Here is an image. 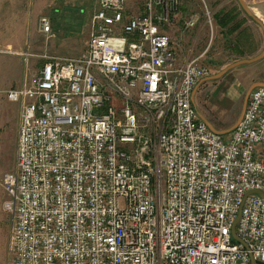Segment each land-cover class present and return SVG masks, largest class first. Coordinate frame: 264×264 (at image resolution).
<instances>
[{
    "label": "built area",
    "instance_id": "obj_1",
    "mask_svg": "<svg viewBox=\"0 0 264 264\" xmlns=\"http://www.w3.org/2000/svg\"><path fill=\"white\" fill-rule=\"evenodd\" d=\"M178 4L142 0L123 20L126 0H93L78 55L34 68L22 52L4 91L17 102L6 264H264V86L232 129L211 130L193 103L207 46L174 64L159 29ZM252 189L263 196L241 201Z\"/></svg>",
    "mask_w": 264,
    "mask_h": 264
},
{
    "label": "rangeland",
    "instance_id": "obj_2",
    "mask_svg": "<svg viewBox=\"0 0 264 264\" xmlns=\"http://www.w3.org/2000/svg\"><path fill=\"white\" fill-rule=\"evenodd\" d=\"M17 2L19 0H16ZM24 3H31L34 8L32 12L34 16L29 23V33L23 39H26L29 50L32 52L27 59L28 64L36 61L38 52L45 49L48 53L57 54L60 56H75L84 50L85 42L88 38V23L89 18L87 10L91 6L92 11L93 0H23ZM85 2V13L79 11V8L66 5L56 14L51 12L52 8H61L65 3L71 2ZM243 1V0H242ZM141 0H127L129 7L140 4ZM189 2L185 16H196L195 23L191 28L184 30L187 36V46L190 42L193 45V51H201L207 46L201 61L210 67V74L216 72L227 63L239 57H248L257 53L263 42V33L260 32L259 25L256 24L252 18L241 8L237 0H187ZM245 4V2L243 1ZM246 5V4H245ZM88 7V8H86ZM211 12V26L204 22V10ZM30 8L26 10V16ZM230 10L233 17L228 19L227 24L234 23L237 17L250 20L249 24L243 23L242 29L231 32L230 34H221V30L226 27L220 26L216 23L215 14L218 12ZM64 11V12H62ZM73 14V12H76ZM80 13H79V12ZM63 14H62V13ZM89 12V16H90ZM57 17H53L55 15ZM238 14V15H237ZM242 14V15H241ZM39 16H45L49 20V31H40L38 29ZM53 17V19H52ZM75 19L81 21V26H77ZM240 23V21H239ZM28 24V21H27ZM254 30L251 28L253 25ZM162 25V24H161ZM167 27L162 25L161 27ZM179 27L181 25L179 24ZM221 28V29H220ZM256 28V29H255ZM238 35V36H237ZM238 37V45L242 49L239 54L235 50V43L233 38ZM6 38H0V49L6 47L2 46L7 43ZM5 41V42H4ZM13 47V45H10ZM15 47V46H14ZM8 49V48H6ZM38 53V54H36ZM264 56V55H263ZM263 56L257 60L241 63L232 68H229L217 78L201 81L194 88L193 103L197 111L206 118L213 119L222 124L221 127L228 126L236 118L243 93L248 86L247 82L241 85L243 76L254 75L264 77V58ZM26 59V60H27ZM22 67V59L20 53H12L4 50L0 51V178L2 173L9 170L13 164L14 141L17 118V105L15 101H10L5 96V89L14 86L16 77L19 78ZM240 83L238 89L234 87ZM232 88L235 89L234 93ZM227 89H230L227 92ZM5 193L0 184V263L6 264L7 261V233H8V218L6 212L2 209V200ZM2 258V259H1Z\"/></svg>",
    "mask_w": 264,
    "mask_h": 264
},
{
    "label": "crops",
    "instance_id": "obj_3",
    "mask_svg": "<svg viewBox=\"0 0 264 264\" xmlns=\"http://www.w3.org/2000/svg\"><path fill=\"white\" fill-rule=\"evenodd\" d=\"M70 1H74V0H70ZM185 1H187V0H179V4H178L177 9L169 14V19L166 22L161 23L162 25H164V24L167 25V27H164V26L161 27L162 26L161 24L159 26L160 31L164 32L169 37L170 47L172 48V50L174 52V64H180L183 60H185L188 57H191V56L195 55L198 52V51H193L194 49H193V45H192L191 42L187 46H185V44L187 42V36L184 34V30L191 28V27H183V21H184L185 18L188 17V15L185 16L184 13L187 10H189V8L187 7L189 2H185ZM243 1L245 2L246 6L249 8V10L257 18L260 19L261 23L264 26V0H243ZM83 3H85V2L82 1V2H79V3H77V2L65 3V4H63L61 6L60 9L58 7L57 8H52L51 12L56 14L57 11H60L63 8H65L66 5H69V6H72V7L79 8L80 9L79 11H83L85 13L86 9H85V4H83ZM141 3H142V0H141L140 4L138 3V4H136V5L132 6V7H129V5L127 4V0H126V7H125V9L123 11V20H125L126 17L129 14H131L132 11L140 9L141 8ZM28 8H30V10L28 11V14L26 16V10ZM86 8H88V7H86ZM90 8H91V6L87 10L88 18L90 17L89 16V12H91ZM32 9H34V8L31 6V3L30 4L24 3L23 0H19L18 2L16 0H0V38H6L4 40H7V43L3 44L2 46L8 48L9 52L20 53L21 54V59H22V52L25 49L30 54L32 53L29 50L28 43L26 42V39H23V38H25L27 36V34L30 31L29 23H30V21L32 20V18L34 16V13L32 12ZM62 12H64V11H62ZM76 13H77V11L73 12V14H76ZM57 16H59V15L57 14V15H55L53 17H57ZM242 16L237 17V20H233L234 23L238 22V25H236L234 27V29H232L231 32L239 31L238 29H242V27H243L242 24L244 22L247 23V24L250 23L249 22L250 20H248V19L249 18L251 19V17L248 16L249 18L247 17V19H245ZM53 17H52V19H53ZM56 19L59 20L58 17ZM85 20H86V13H85ZM27 21H28V24H27ZM71 21L72 22L75 21V23L77 25L75 27L79 28L81 26V21H77L75 19H70L69 22H71ZM239 21H240V23H239ZM179 24L181 25V27H179ZM256 24L259 25L260 32L263 33V29H262L261 25L258 22H256ZM89 25H90V23H88V34H89ZM228 25L229 24H227L226 27L223 28V31L221 30V34H230L231 33V32H228L227 29H226ZM254 27H256L255 24H254V26L251 25V28L253 30H254ZM38 29L40 31H43V30L40 29L39 21H38ZM233 41L235 43V50L237 51V53L241 54L242 53V49L238 45V42H239L238 37L233 38ZM11 44L13 45V47L10 46ZM85 47H86V42H85ZM38 53L39 54H46V55L53 54V53H48L45 49H43L42 51H40ZM38 53H36V54H38ZM36 57H37L36 61H34V63L33 62L31 63L32 64V65H30L31 67L32 66L34 68L38 67L40 65L41 61L43 60V58L42 57H38V55ZM263 58H264V56H263ZM23 65H24V59H22V67H21L19 78L16 77V79L14 81L15 82L14 86L18 85L21 82V80H22ZM243 77L244 78L240 82L241 85L244 82H247V84H248L252 80H264V77H259V76L256 77L253 74L252 75L243 76ZM240 83H238V85L235 86L234 88L238 89ZM234 88H232L233 93L235 91ZM229 90L230 89H227V92ZM206 119L213 126H215L217 128H221L222 124L220 122L218 123V121L213 120V119H209V118H206Z\"/></svg>",
    "mask_w": 264,
    "mask_h": 264
},
{
    "label": "water",
    "instance_id": "obj_4",
    "mask_svg": "<svg viewBox=\"0 0 264 264\" xmlns=\"http://www.w3.org/2000/svg\"><path fill=\"white\" fill-rule=\"evenodd\" d=\"M238 3L240 4L241 8L245 11V13L250 16L253 20H255L256 22H258L262 29H263V42H262V46L260 48V50L251 55V56H248V57H239L235 60H232L231 62L227 63L226 65H224L222 68H220L219 70H217L216 72L214 73H211V74H208L202 78H200L198 80V82L195 84L194 88L197 86V84H199L201 81H204V80H209V79H213V78H217L219 77L221 74H223L225 71H227L229 68H232L238 64H241V63H246V62H251V61H254V60H257L259 58H261L263 55H264V26L263 24L261 23L260 19L257 18L250 10L249 8L243 3L242 0H237ZM256 85H263L264 86V80H252L248 86L246 87L244 93H243V97H242V101H241V105H240V109H239V112L236 116V118L234 119V121L229 124L228 126H225V127H221V128H217L215 126H213L205 117L202 116L203 118V121L207 124V126L215 131V132H218V133H226L228 132L230 129H232L236 124L237 122L239 121L242 113H243V110H244V107H245V103H246V99H247V95H248V92L249 90L253 87V86H256ZM194 88H193V91H194ZM250 192H256L257 194L263 196L262 192L257 190V189H252V190H248L246 191L242 198H241V201L242 199L244 198V196ZM241 201L239 203V206H238V211H237V214L233 220V223L236 221L237 217H238V214H239V208H240V204H241ZM231 235L234 239H237L239 240V237L235 234L234 230H233V227L231 226ZM250 264H254V261L252 258H250Z\"/></svg>",
    "mask_w": 264,
    "mask_h": 264
},
{
    "label": "trees",
    "instance_id": "obj_5",
    "mask_svg": "<svg viewBox=\"0 0 264 264\" xmlns=\"http://www.w3.org/2000/svg\"><path fill=\"white\" fill-rule=\"evenodd\" d=\"M233 17V13H231V11L230 10H225V11H223V12H218L217 14H215V20H216V23L218 24V25H220V26H224L225 24H227V21H228V19H231ZM236 25H238V22L236 23H232V25L231 24H229L228 26H227V31L228 32H231L232 31V29H234V27L236 26Z\"/></svg>",
    "mask_w": 264,
    "mask_h": 264
}]
</instances>
